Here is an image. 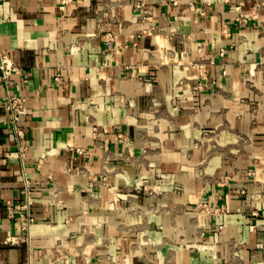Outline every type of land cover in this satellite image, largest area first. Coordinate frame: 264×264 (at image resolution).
Instances as JSON below:
<instances>
[{
	"label": "crops",
	"instance_id": "crops-1",
	"mask_svg": "<svg viewBox=\"0 0 264 264\" xmlns=\"http://www.w3.org/2000/svg\"><path fill=\"white\" fill-rule=\"evenodd\" d=\"M0 55V264H264V0H0Z\"/></svg>",
	"mask_w": 264,
	"mask_h": 264
},
{
	"label": "built area",
	"instance_id": "built-area-1",
	"mask_svg": "<svg viewBox=\"0 0 264 264\" xmlns=\"http://www.w3.org/2000/svg\"><path fill=\"white\" fill-rule=\"evenodd\" d=\"M142 1H139L135 4V7H140L142 5ZM21 70L12 62L9 61L6 56L0 55V84L5 90V103L4 106L9 112V120L8 122L12 125L14 133L16 135V140H19L22 137L23 130L16 125V118L25 109L26 99L23 95L12 92L10 90L11 83L9 79L12 74L19 73ZM57 80H60L59 77H56ZM18 153L19 156H23V149L18 145ZM31 202L30 198L28 197L25 202V206H27ZM8 213L10 216L13 215L12 207L8 206ZM26 224L32 222V219L27 215L25 218ZM13 238L12 240L15 241ZM10 240V241H12Z\"/></svg>",
	"mask_w": 264,
	"mask_h": 264
}]
</instances>
